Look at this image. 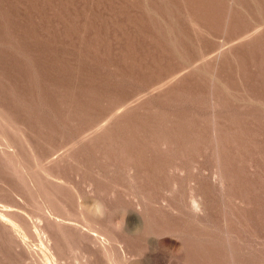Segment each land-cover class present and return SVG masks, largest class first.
<instances>
[{
	"label": "rangeland",
	"instance_id": "1",
	"mask_svg": "<svg viewBox=\"0 0 264 264\" xmlns=\"http://www.w3.org/2000/svg\"><path fill=\"white\" fill-rule=\"evenodd\" d=\"M0 264H264V0H0Z\"/></svg>",
	"mask_w": 264,
	"mask_h": 264
}]
</instances>
